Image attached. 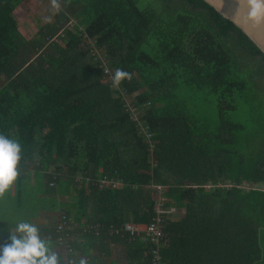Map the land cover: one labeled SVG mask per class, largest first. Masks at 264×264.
<instances>
[{"label": "trees", "instance_id": "trees-1", "mask_svg": "<svg viewBox=\"0 0 264 264\" xmlns=\"http://www.w3.org/2000/svg\"><path fill=\"white\" fill-rule=\"evenodd\" d=\"M20 1L0 0V134L21 145L18 182L30 169L71 197L52 210L61 252L74 260L73 235L120 246L125 264L154 251L159 264H264V56L250 40L203 0H57L25 39ZM117 69L132 78L113 88ZM157 217L158 244L113 230Z\"/></svg>", "mask_w": 264, "mask_h": 264}, {"label": "crops", "instance_id": "crops-1", "mask_svg": "<svg viewBox=\"0 0 264 264\" xmlns=\"http://www.w3.org/2000/svg\"><path fill=\"white\" fill-rule=\"evenodd\" d=\"M19 32V31H18ZM26 39V38H25ZM46 181L40 174H33V171L26 170L23 183L16 179L10 188L0 196V247L10 243L9 231H15V226L21 221H28L35 224L41 238L51 242L53 251L61 257V264H69L70 257L66 256L58 248L53 234V224L56 222L57 213L53 209H61L66 201L70 202L71 197L66 193L51 195L46 188ZM177 217L182 216V210L172 211ZM179 216V217H181ZM73 252L71 258L78 261L81 258L87 259L84 252L89 253L93 258L90 264H125L124 254L121 247L110 243L103 249V246L91 244L77 236H70ZM60 252V253H59Z\"/></svg>", "mask_w": 264, "mask_h": 264}, {"label": "clouds", "instance_id": "clouds-1", "mask_svg": "<svg viewBox=\"0 0 264 264\" xmlns=\"http://www.w3.org/2000/svg\"><path fill=\"white\" fill-rule=\"evenodd\" d=\"M54 8H59L57 0H51ZM246 9V19L253 26L264 25V0H237ZM131 74L117 69L111 86L119 87L123 80H131ZM21 145L13 139L0 134V196L14 183L18 176L17 164L21 159ZM10 243L0 247V264H61V257L53 251L51 242L41 238L38 227L28 221L16 224L15 231H9ZM69 264H88V260H69Z\"/></svg>", "mask_w": 264, "mask_h": 264}, {"label": "rangeland", "instance_id": "rangeland-1", "mask_svg": "<svg viewBox=\"0 0 264 264\" xmlns=\"http://www.w3.org/2000/svg\"><path fill=\"white\" fill-rule=\"evenodd\" d=\"M54 10L51 0H21L13 9V16L17 21L19 33L26 39L34 37L38 30L39 23L50 21ZM69 22H73V19L71 18ZM90 46H92V44H90ZM261 85H264V83L262 82ZM192 100L197 110L196 115L200 120L208 124L210 130H214L217 119L215 116L213 97H203L199 95L198 97H192ZM244 115L245 113L242 110L237 113V116L234 118L230 117V119H244ZM258 116L259 119L264 121L261 110H259ZM57 246L59 249L61 248L60 244Z\"/></svg>", "mask_w": 264, "mask_h": 264}, {"label": "water", "instance_id": "water-1", "mask_svg": "<svg viewBox=\"0 0 264 264\" xmlns=\"http://www.w3.org/2000/svg\"><path fill=\"white\" fill-rule=\"evenodd\" d=\"M222 18L230 20L264 56V25L253 26L246 19V9L240 6L238 11L237 0H203Z\"/></svg>", "mask_w": 264, "mask_h": 264}, {"label": "built area", "instance_id": "built-area-1", "mask_svg": "<svg viewBox=\"0 0 264 264\" xmlns=\"http://www.w3.org/2000/svg\"><path fill=\"white\" fill-rule=\"evenodd\" d=\"M87 42L89 43L90 41H87ZM104 71L105 72H109L107 68H105ZM96 183L100 187L105 186V185H107L109 183H112L113 185L116 184L113 181V179H108L106 177H103V178L98 179L96 181ZM221 186H227L228 187L229 184H222ZM162 212H163V210L156 209V213L157 214H161ZM154 220H155L154 222L150 223V225H147V226L126 224V225L122 226L120 229H113V230L116 233H120L122 231H128L131 235H134V236L141 234V235H144L145 236V239L148 237L150 240L154 241V243L158 244L159 243L158 239L162 235L161 219H160V217H157ZM65 221H67V220L64 219V221H62L60 223V225L57 227L58 230H60V229L67 230L68 223L65 222ZM97 229H98V231H100L101 227L100 226H93V227H90L89 226V228H88L89 231H92L95 234L98 233ZM134 236H132V237H134ZM154 253H155V256L152 259L151 264H159L160 256L157 254V251H154Z\"/></svg>", "mask_w": 264, "mask_h": 264}]
</instances>
